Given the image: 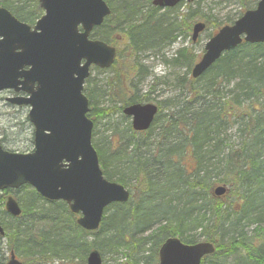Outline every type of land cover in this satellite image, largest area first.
<instances>
[{
  "label": "trees",
  "instance_id": "16d2710c",
  "mask_svg": "<svg viewBox=\"0 0 264 264\" xmlns=\"http://www.w3.org/2000/svg\"><path fill=\"white\" fill-rule=\"evenodd\" d=\"M105 1L110 5L109 0ZM111 1L116 5L111 6L110 16L91 37L115 44L113 33L123 34L134 57L142 52L157 53L164 47L162 43L169 45L178 37L188 36L195 20L203 21L205 30L212 27V35L222 26L197 11L191 12L189 7L186 13L178 14L179 5L159 12L150 5V0ZM254 1L241 0L242 12ZM0 6L29 24L41 14L36 0H0ZM119 57L107 70L112 71V77L106 82L107 89L84 88L90 106L87 117L94 126L109 112L98 107L104 101L100 99L107 97L113 103L119 102L121 107L142 103V99L130 93L136 90L135 80H143L147 72L136 62L115 70ZM193 60L194 56L183 48L171 63L189 69ZM180 80L184 84L182 88L193 91L198 100L180 108L175 106L177 109L167 118L160 115L162 108L159 107L152 126L144 133L135 134L129 127L126 136L122 133L120 138L117 136L116 144L108 140L101 148L93 143L103 176L124 187L133 184L137 198L132 194L127 203L110 205L98 231L86 232L76 226L75 216L64 203L46 202L23 186L20 190L24 191V197L19 199L21 215L12 218L0 212L8 251L25 264L32 261L49 264L54 259L84 263L93 249L103 260L107 254L124 253L126 258L133 259L132 264H156L157 252L164 240L178 237L185 244L202 239L215 246L214 253L201 264H264V227L258 225L255 235L247 236L242 226L251 216L264 220V199L261 198L264 192V44H242L224 53L200 78L194 80L188 76L186 81L185 77ZM230 80H235L230 90L233 94L227 99L220 97V84ZM201 81L204 83L198 88L197 83ZM90 82L88 78L85 83ZM232 117L237 118L235 121L245 120L236 124L241 142L237 149H229L225 158H219L221 172L215 175L218 178L215 182L227 187L228 195L215 198L212 195L215 183L209 181L208 164L222 153L220 131ZM188 160L192 163L190 166H187ZM151 186L156 189L150 190ZM39 202L46 203V207L37 206ZM156 206L179 210L156 216ZM154 222L158 226L152 228ZM40 223H44V229L37 230L35 227ZM145 245H149L147 255L138 257L137 252Z\"/></svg>",
  "mask_w": 264,
  "mask_h": 264
},
{
  "label": "water",
  "instance_id": "95a60500",
  "mask_svg": "<svg viewBox=\"0 0 264 264\" xmlns=\"http://www.w3.org/2000/svg\"><path fill=\"white\" fill-rule=\"evenodd\" d=\"M181 1L153 0L152 5L172 8ZM38 2L44 15L33 29L0 8V91L14 89L28 94L8 101L30 106L28 120L33 127L32 152L11 153L0 146V190L28 185L44 199L66 203L71 213L80 215L76 224L94 232L107 206L129 199V192L122 185L109 182L102 175L91 144L93 124L86 117L88 101L82 94L89 67L108 68L115 60L114 47L88 38L110 9L103 0ZM204 28L201 22L193 25V42ZM242 42L264 43V0L231 25L221 27L205 43L200 60L191 70L192 78L200 77L223 53ZM24 67L28 70L24 71ZM156 111L153 104H132L122 112L131 117L135 131H145ZM224 192V187L214 189L217 197ZM4 207L14 217L21 212L11 196ZM3 234L0 226V235ZM213 252L210 243L187 245L177 238H168L158 251L157 264H200L204 256ZM101 263L98 251L88 254L86 264ZM6 264L23 263L10 253Z\"/></svg>",
  "mask_w": 264,
  "mask_h": 264
},
{
  "label": "rangeland",
  "instance_id": "374dc122",
  "mask_svg": "<svg viewBox=\"0 0 264 264\" xmlns=\"http://www.w3.org/2000/svg\"><path fill=\"white\" fill-rule=\"evenodd\" d=\"M258 0L253 2V5L249 8L252 9ZM110 5L114 6L116 3L114 1L109 0ZM188 7L191 12L197 11L200 15L207 16L211 21H215L223 26V24H228L229 21L236 20L242 13L241 8V0H199L198 2H194L192 4L181 3L179 7H177L178 14H184L188 11ZM42 14V12H41ZM198 20H195L196 22ZM193 22V23H194ZM192 23V25H193ZM213 33V29H206L200 36L198 37L195 43H192L190 40L191 31L188 36L178 37L169 45L165 44L157 53L153 51L138 53L135 57L130 54L129 47L126 45L125 40H123L122 35L119 33H113V37L117 39L116 47L119 50V60L118 65L115 70H120L125 64L130 63L133 65L135 62L139 65L144 66L145 73L147 72V76L143 80H135L136 90L130 93V95H137L139 99H142V103H152L161 107L160 115L163 118H167L172 112H174L177 108L182 107L185 103H189L191 101H195L196 94L191 90H186L182 88V84L180 78H184L186 81L188 76L190 77V71L195 62L199 60L201 57L204 45L210 36ZM187 49V54L194 56V60L192 62L191 67L188 69L185 66L181 65H173L171 60L175 57L177 52L180 49ZM135 65V64H134ZM90 77L91 80L90 86L85 85V88L90 90L91 88L99 89L100 86L104 89H107L106 82L112 77V71H104L102 73L96 72L91 69ZM191 78V77H190ZM204 81L197 83L200 86ZM95 84V85H94ZM235 84V80H230L228 82H222L220 84V97L227 99L230 95L233 94L232 87ZM184 85V84H183ZM95 94V91H94ZM201 96V94H200ZM97 98V95L95 94ZM4 95L0 96V141H2L3 147L10 151L16 153H26L32 150L31 140H32V127L30 123L27 121V113L28 108L26 107H10L6 105L7 103L3 100ZM104 100L101 104H98L100 109H108L109 112L106 115V118L97 120L96 125L93 129V137L92 142L97 145V147H101L102 143L105 141H111L116 144L117 136L120 138V133L127 135V131L129 129L131 120L130 118H126L122 115L120 111L121 104L119 102H111L107 97L100 99V101ZM97 101V100H96ZM177 106V108H174ZM197 106V104H196ZM235 117L230 118L228 125L224 124L220 131V140L222 143V155L215 157L208 164V176L209 181L214 182V187L220 184H217L215 181L218 180L215 176L217 173L221 172L220 159L225 158V155L229 149H237L239 143L241 142L240 133L237 130V122L244 123L245 120L238 119L235 121ZM227 121H224L226 123ZM234 122V123H233ZM233 123V124H232ZM212 145V143H211ZM102 148V147H101ZM220 158V159H219ZM192 163L190 160L187 161V166H190ZM221 175V174H220ZM171 176L174 174L171 172ZM170 177V174H169ZM220 178V176H218ZM176 181V179L174 180ZM130 192L133 194L134 198L138 197L137 189L133 186V184H129L127 187ZM156 189L155 186H151L152 191ZM202 190V189H201ZM12 195L17 199H23L24 191L20 190L18 193H12ZM226 193L225 196H227ZM184 196V195H183ZM185 198V197H184ZM261 198L264 199V192L261 193ZM3 200V195L0 193V201ZM182 202L184 199H180ZM2 202V201H1ZM0 202V203H1ZM180 202V204L182 203ZM20 204V203H19ZM40 205L42 207H46V203L39 202L37 206ZM3 206V205H2ZM21 206V205H20ZM146 207V205L142 206ZM157 213L156 216L161 212H178L179 208H166V207H158L156 206ZM3 209V208H2ZM256 215V214H254ZM259 217V216H258ZM264 217V216H263ZM257 218V216H256ZM250 219V222L248 220ZM255 216H251L248 219L242 222V226L244 227V232L247 236H254L257 231V226L261 225L264 227V220L255 219ZM5 222H8L4 218ZM44 223L37 224L35 227L37 230L44 229ZM158 224L156 222L153 223L152 228L157 227ZM194 234L197 233L193 232ZM230 235V234H229ZM139 237V235H137ZM5 239L0 240V264H5L8 257L9 251L5 244ZM198 241H202V239H198ZM149 245H145L138 252L137 255L144 256L147 255L146 248ZM120 251H125L121 249ZM150 254V251H148ZM128 255V254H127ZM131 256V253H130ZM137 262V261H136ZM135 262V263H136ZM49 264H85L78 260H73L71 262H63L59 259L51 260L48 262ZM134 263L131 257L126 258L124 253H120L117 256L112 254H107L103 260V264H132ZM157 263V262H156ZM29 264H40L36 261H32ZM41 264H44L43 262Z\"/></svg>",
  "mask_w": 264,
  "mask_h": 264
},
{
  "label": "flooded vegetation",
  "instance_id": "af4514ba",
  "mask_svg": "<svg viewBox=\"0 0 264 264\" xmlns=\"http://www.w3.org/2000/svg\"><path fill=\"white\" fill-rule=\"evenodd\" d=\"M157 9V8H156ZM165 10V9H164ZM159 12H162V9H158ZM23 93L22 92H19V93H15L11 90H5V91H2L0 92V96L1 95H4V98L3 100L6 102V99L9 98V97H14V96H17V95H22ZM24 95V94H23ZM7 104L6 105H9L10 107H15L13 106L12 104L6 102Z\"/></svg>",
  "mask_w": 264,
  "mask_h": 264
},
{
  "label": "bare ground",
  "instance_id": "6f19581e",
  "mask_svg": "<svg viewBox=\"0 0 264 264\" xmlns=\"http://www.w3.org/2000/svg\"><path fill=\"white\" fill-rule=\"evenodd\" d=\"M162 42H163V41H161L160 44H161ZM162 44H166V43L164 42V43H162ZM142 53H144V52H142ZM142 53H141V54H142Z\"/></svg>",
  "mask_w": 264,
  "mask_h": 264
}]
</instances>
